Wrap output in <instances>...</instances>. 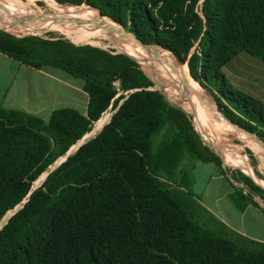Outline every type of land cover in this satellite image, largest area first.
I'll return each instance as SVG.
<instances>
[{"label":"trees","instance_id":"1","mask_svg":"<svg viewBox=\"0 0 264 264\" xmlns=\"http://www.w3.org/2000/svg\"><path fill=\"white\" fill-rule=\"evenodd\" d=\"M58 1L94 6L144 43L187 62L220 112L264 140V101L223 71L241 53L264 62V0ZM0 51L34 68L50 65L84 79L89 96L86 114L60 107L47 120L0 105V264H264V242L228 228L178 180L182 152L218 160L189 116L149 87L132 58L3 30ZM114 102L111 120L60 163ZM195 120L216 140L208 123ZM231 174L264 200L250 177Z\"/></svg>","mask_w":264,"mask_h":264},{"label":"rangeland","instance_id":"2","mask_svg":"<svg viewBox=\"0 0 264 264\" xmlns=\"http://www.w3.org/2000/svg\"><path fill=\"white\" fill-rule=\"evenodd\" d=\"M14 1L26 4L29 8H37L40 11H44L45 13H48L50 8L61 7L66 11H83L86 14H91V16L104 18L101 17L97 9L85 3L80 5H74L65 4L58 0H33L32 4L27 0ZM4 6H7L6 2L0 0V14H2L5 19L14 20V23H11V21L3 23L1 22V20L0 30L10 32L20 37L37 35L47 39L64 38L78 45L90 44L93 46H97L109 50L113 53L121 54L123 57L132 58L131 55L126 54L127 52L132 55H135L139 61H137L136 59L133 60L140 65V68L142 69L144 75L151 81V85L149 87L152 89L160 90L170 105L184 111L189 116L196 131L199 133L200 137L203 140L206 151L218 160L217 162H204L195 159L188 153L182 152L178 162V169L182 171V175L180 174L178 176V180L181 181L184 185L190 186L193 193L200 197L203 205H205L215 213H219V203L217 202L216 196H214L215 191H219L221 196L225 195L224 197H226V200L224 201L225 205L223 204L224 208L230 206V201L227 200V192L230 188L229 184L234 187V189L239 195H241L240 193L250 195L254 200L259 203L260 206L264 207V200L257 194L250 192L242 181L234 179L231 174L232 171H242L245 175L250 177L255 182V184H257L264 190V153L253 149V147L244 138H242L238 134V132L233 130L232 127L228 126L226 130H223L214 126L209 121L192 114L184 101L170 95L168 87L169 83H167V81L170 79L169 76L159 75L156 71L150 69L148 67V64L141 59L139 54L131 46V38H133L134 40L136 39L134 38L132 32L129 30L128 27H124L123 25L122 27H120L119 24L114 23L115 27L124 30V34H120V38H111L108 35L98 33L97 30L89 26V23L82 22L74 17L67 15L64 16L65 18L63 19L60 17H52L48 21H44L45 26L43 28H39L29 22H23L19 20H32L33 18L31 17V15H24L21 18L19 16L11 17L9 15H6L8 12L4 10ZM52 12H54V9ZM43 19L45 18L42 17L39 20ZM21 24L27 25V27H24ZM153 48L163 59H167V57H169L171 61H173L176 65H184L189 70L187 62L181 63L176 58L178 60L177 62L167 49L157 45H154ZM225 70L234 84H236L240 88H243L253 93L254 95H257L258 97L264 100V63L250 56L241 55L235 58L230 63V65L226 67ZM117 85H119V83H117ZM200 87L214 101L212 95L202 85H200ZM135 89L137 88L131 89L129 91H133ZM129 91H120L119 93H128ZM121 101L122 100H120L119 103H121ZM117 107L118 106L114 102L111 103L110 106L104 111L105 113L103 116L101 115V117L105 116L106 121L103 124H98V120L101 117L98 120L92 122L91 128L89 130V133L91 132L92 134L83 142L93 138L102 130L103 125H105L111 120V117ZM194 116L199 120L205 121L212 127L215 132L217 141L202 131L200 126L197 124V121L195 120ZM160 138L161 134L155 135L154 142L156 145L158 144ZM208 142L211 145H209ZM77 143L76 145L78 146L79 143ZM72 147L71 152L76 150V148ZM212 150L216 151V154H213L211 152ZM219 173H221L224 178L228 180L229 184L221 177ZM46 175L47 172L43 173L34 182V187L41 185ZM14 211L15 208L8 211V213L2 220V223L5 222V220L11 214H13ZM257 222L260 223L259 220ZM262 230L264 231L263 228Z\"/></svg>","mask_w":264,"mask_h":264},{"label":"crops","instance_id":"3","mask_svg":"<svg viewBox=\"0 0 264 264\" xmlns=\"http://www.w3.org/2000/svg\"><path fill=\"white\" fill-rule=\"evenodd\" d=\"M241 55L250 56L264 63L247 53H241L237 57ZM230 63L223 68V71L231 81L225 70ZM234 85L240 88L236 84ZM88 100V93L84 89V79L50 65L34 68L0 51V105L6 108L22 109L47 120L52 112L60 107H73L82 114H86ZM104 113H102V116ZM81 144L79 143L77 147ZM219 174L229 184L228 180L221 173ZM229 187L227 200L230 201V206H227V208L223 206L226 200L225 195L221 196L219 191L214 193L219 203V213H215L203 205L201 199L199 201L228 228L264 242V231L262 230V228L264 229V211L260 207L247 202L230 184ZM258 220L260 223L257 222Z\"/></svg>","mask_w":264,"mask_h":264},{"label":"bare ground","instance_id":"4","mask_svg":"<svg viewBox=\"0 0 264 264\" xmlns=\"http://www.w3.org/2000/svg\"><path fill=\"white\" fill-rule=\"evenodd\" d=\"M6 2L4 10L11 17L20 18L24 15H31L32 20L19 19L23 22H29L32 25L43 28L45 26L44 21H48L52 17L65 18L64 16H71L80 20L82 22L89 23V26L98 31V33L103 35H108L111 38H120V34H124V30L114 26L113 20L104 17L91 16L89 13H84L83 11H66L61 7L50 8L48 13L40 11L39 9L29 8L26 4L14 1V0H3ZM22 1V0H20ZM5 4V3H4ZM54 9V12H52ZM52 12V13H51ZM4 14V13H3ZM44 17L45 19L39 20ZM103 17V16H101ZM2 20V21H1ZM0 21L5 23L14 20L5 19V17L0 14ZM10 23V24H11ZM8 24V23H6ZM23 25V24H21ZM19 26V25H18ZM27 27V25H23ZM132 48L139 54L141 59L148 64V67L153 71H156L159 75L169 76V93L170 95L181 99L185 102L188 109L192 114L197 115L207 121H209L214 126L226 130L228 126L232 127L233 130L238 132V134L244 138L256 151H261L264 153V144L258 140L254 135L230 124V121L218 110L216 103L206 94V92L200 87V85L191 77L189 70L184 65H176L169 57L163 59L158 52L153 48L154 45H143L137 40L131 38ZM127 54L132 57H136L127 52ZM138 59L137 57L135 58ZM139 61V60H137ZM44 82V81H43ZM106 121V117H102L98 120V124L101 125ZM229 123V124H228ZM104 126V125H103ZM91 132L85 137L78 141V143L83 142L91 136ZM77 143V144H78ZM77 145H73L72 148H76ZM264 158V155H263Z\"/></svg>","mask_w":264,"mask_h":264},{"label":"water","instance_id":"5","mask_svg":"<svg viewBox=\"0 0 264 264\" xmlns=\"http://www.w3.org/2000/svg\"><path fill=\"white\" fill-rule=\"evenodd\" d=\"M90 6H91V5H90ZM91 7L97 9V8L94 7V6H91ZM97 10H98V9H97ZM98 11H99V10H98ZM99 13H100L101 16H103V17H107V18L113 20L114 22H116L117 24H119L120 27H122V25H121L120 23H118L117 21H115L114 19H112V18H110V17H108V16H106V15H103L100 11H99ZM132 34H133L134 38H135L140 44H143V45H152V44L144 43V42H143L142 40H140V39H139V38H138L133 32H132ZM157 46H159V45H157ZM160 47H161V46H160ZM162 48H163V47H162ZM132 59H135V58L132 57ZM216 106H217V104H216ZM217 108H218V107H217ZM218 110H219V109H218ZM219 111H220V110H219ZM228 120H229V119H228ZM229 121H230V120H229ZM230 123L233 124L234 126L240 128V129H242V130H244V131H246V132H248V133L254 135L255 137L258 138V140H260V141L264 144V140H262V139H261L259 136H257L255 133H252V132H250V131H248V130H246V129L240 127V126H238L237 124H235V123L232 122V121H230ZM77 148H78V147H77ZM73 152H74V151L71 152V148H70V149L68 150L66 156H64V157L62 158V160L60 161V163H61L62 161H64V160L67 158L68 154L73 153ZM6 220H7V219H6ZM6 220H5V221H6Z\"/></svg>","mask_w":264,"mask_h":264}]
</instances>
